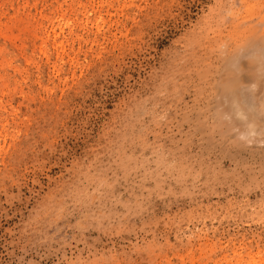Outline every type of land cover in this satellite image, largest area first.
<instances>
[{
	"label": "rangeland",
	"instance_id": "obj_1",
	"mask_svg": "<svg viewBox=\"0 0 264 264\" xmlns=\"http://www.w3.org/2000/svg\"><path fill=\"white\" fill-rule=\"evenodd\" d=\"M264 264V0H0V264Z\"/></svg>",
	"mask_w": 264,
	"mask_h": 264
},
{
	"label": "bare ground",
	"instance_id": "obj_2",
	"mask_svg": "<svg viewBox=\"0 0 264 264\" xmlns=\"http://www.w3.org/2000/svg\"><path fill=\"white\" fill-rule=\"evenodd\" d=\"M251 263H252V264H256V263H255V260H254V261H252Z\"/></svg>",
	"mask_w": 264,
	"mask_h": 264
}]
</instances>
